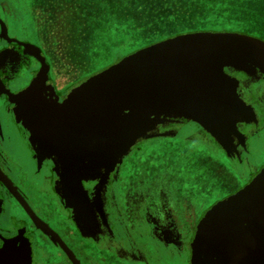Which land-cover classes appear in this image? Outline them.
<instances>
[{"label": "flooded vegetation", "instance_id": "obj_1", "mask_svg": "<svg viewBox=\"0 0 264 264\" xmlns=\"http://www.w3.org/2000/svg\"><path fill=\"white\" fill-rule=\"evenodd\" d=\"M11 5L26 11L28 25L21 24L23 15ZM42 14L41 21L25 0H0V250L12 260L20 251V261L28 255L29 264H74L63 245L77 264H189L190 240L210 203L188 195L198 188L194 170L185 163L173 168L161 164L155 155L171 142L183 160L191 154L209 155L204 139L198 147L192 138L148 140L134 148L105 182H84L81 198L74 188L61 186V196L55 191L49 161L37 166L25 131L14 121L6 90L16 93L30 83L41 66L38 57L44 59L60 96L84 78L73 61V50L65 38L53 35L54 26L51 30ZM241 79L239 93L253 106L260 125H239L245 146L231 149L232 158L222 167L233 176V162L248 164L254 158L251 141L264 126V85L258 92ZM241 179L231 177L233 186L223 197L238 190ZM32 216L53 234L38 228Z\"/></svg>", "mask_w": 264, "mask_h": 264}, {"label": "crops", "instance_id": "obj_2", "mask_svg": "<svg viewBox=\"0 0 264 264\" xmlns=\"http://www.w3.org/2000/svg\"><path fill=\"white\" fill-rule=\"evenodd\" d=\"M34 56L37 58L36 54ZM37 59L41 66L30 83L16 93L6 90L9 102L13 106L12 115L15 123L20 125L27 135L37 166L44 161L50 162L51 172L55 176V191L61 196L63 195L60 192L61 186L74 188L77 189L75 194L81 198L79 189H83L84 182L95 180L105 182L122 162L107 170L103 169L96 175H89L87 168L83 170V160L80 158L83 141V106L80 101L81 92L78 91L80 87H76L81 80L60 96L48 78L44 59L40 57ZM219 64L222 66L223 62L219 61L216 68ZM221 66L209 89L216 93L219 99L203 97L196 99L203 107L215 110L218 118L216 115L199 118L173 109L146 112L136 117L140 125L138 129L140 134L123 159L137 146L155 139L176 141L192 138L196 147L200 146L199 141L202 142L204 139V149L209 154L204 156L213 157L219 154L225 163L226 159L232 158L231 149L245 146L246 136L239 131V125H253L257 128L260 121L253 106L239 93L241 77L250 81V88L254 86L259 92L258 86L264 85V70L253 64L249 69L226 64ZM127 113L128 111L122 112V116L125 117ZM91 130L93 131V125ZM253 137L251 143L254 158L248 164L232 163L234 173L232 179L236 181V176L242 177V186L238 190L229 196L221 195L216 198L208 193L209 186H204L197 179L198 188L188 193L190 196L199 197L197 201L203 198L210 203L209 208L198 220L190 240L189 264H264V239L259 240L261 236L259 227L261 224L264 225V222L253 219L263 214L255 215L249 221L251 213L233 214L230 207L232 205L235 209L241 207L242 191L257 192L259 184L264 179V126L256 131ZM253 197L251 195L249 198ZM225 204H230L229 210L220 209ZM258 242L260 243L257 245ZM4 247H8L7 243ZM0 251L4 252L3 249ZM16 254L11 264H29L28 260L20 261L19 256L23 255L22 252L17 251ZM3 256L4 254L0 255V264L3 262Z\"/></svg>", "mask_w": 264, "mask_h": 264}, {"label": "water", "instance_id": "obj_3", "mask_svg": "<svg viewBox=\"0 0 264 264\" xmlns=\"http://www.w3.org/2000/svg\"><path fill=\"white\" fill-rule=\"evenodd\" d=\"M219 61L233 67H244L242 69H249L253 64L264 70V43L231 34L183 35L147 47L82 79L76 87H80L78 91L81 92L83 106L80 155L83 170L87 168L89 175H96L122 162L140 134L136 117L146 112L173 109L199 118L214 117L215 110L203 107L196 99H219L209 90L221 66L220 63L216 68ZM124 111H128L125 117L122 116ZM215 117L218 118L217 115ZM245 191H242L241 207L235 209L234 205L225 204L220 209L230 206L233 214L251 213L249 221L253 216L263 214L253 219L264 222V179L257 192ZM251 195L254 196L252 199L249 198ZM32 219L38 228L53 234L36 217ZM259 230V240H263V224ZM62 248L77 264L64 245ZM3 253L1 264H11L12 255ZM22 260H28V256Z\"/></svg>", "mask_w": 264, "mask_h": 264}, {"label": "rangeland", "instance_id": "obj_4", "mask_svg": "<svg viewBox=\"0 0 264 264\" xmlns=\"http://www.w3.org/2000/svg\"><path fill=\"white\" fill-rule=\"evenodd\" d=\"M25 1L30 5V11L37 19L44 20L42 13L47 16L48 22H51L50 29L52 30L54 26L53 35L65 38L68 48L70 47L74 52L75 66L84 78L99 73L147 47L183 35L231 34L254 38L264 43V0H197L198 6L200 1L202 3L201 11L205 10L202 15H196L199 16L198 18L203 16V27L146 42L141 39H129L125 35H115L114 21L107 16L101 18L102 22L98 21L97 8L95 10L93 7L89 8L85 0ZM44 2L49 6L42 5ZM42 6L46 10H41ZM13 9L19 13V16L23 15L21 21L23 26L30 23L26 11L19 12L14 7ZM58 9L62 10L61 13ZM66 80L70 81L69 76ZM171 143L163 146L156 153L158 162L173 166L185 163L195 172L192 179H199L197 181L201 184L209 186L210 196L218 198L232 188L233 185L230 184L232 175L226 174L222 169L225 162L219 154L210 158L191 154L189 158L183 160V156L174 152Z\"/></svg>", "mask_w": 264, "mask_h": 264}, {"label": "trees", "instance_id": "obj_5", "mask_svg": "<svg viewBox=\"0 0 264 264\" xmlns=\"http://www.w3.org/2000/svg\"><path fill=\"white\" fill-rule=\"evenodd\" d=\"M87 5L97 8V19L103 17L114 21L115 35L129 39H161L172 35L200 29L203 16L197 0H85ZM42 5H46L44 2ZM43 7V6H42ZM261 14L262 11H261ZM202 15V14H201ZM261 17V16H260ZM259 17V18H260ZM108 22V21H103Z\"/></svg>", "mask_w": 264, "mask_h": 264}, {"label": "snow or ice", "instance_id": "obj_6", "mask_svg": "<svg viewBox=\"0 0 264 264\" xmlns=\"http://www.w3.org/2000/svg\"><path fill=\"white\" fill-rule=\"evenodd\" d=\"M27 95V94H26ZM4 253H3V251H0V255H3Z\"/></svg>", "mask_w": 264, "mask_h": 264}]
</instances>
